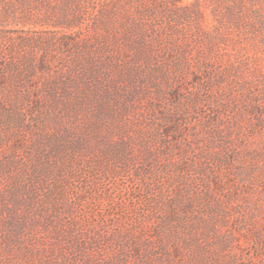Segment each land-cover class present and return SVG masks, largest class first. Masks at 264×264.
I'll return each mask as SVG.
<instances>
[{"label":"rangeland","instance_id":"1","mask_svg":"<svg viewBox=\"0 0 264 264\" xmlns=\"http://www.w3.org/2000/svg\"><path fill=\"white\" fill-rule=\"evenodd\" d=\"M0 264H264V0H0Z\"/></svg>","mask_w":264,"mask_h":264}]
</instances>
